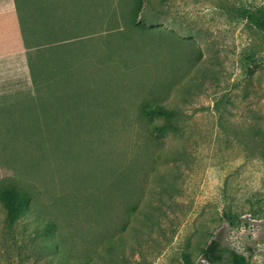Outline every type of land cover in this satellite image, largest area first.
<instances>
[{"label": "rangeland", "instance_id": "1", "mask_svg": "<svg viewBox=\"0 0 264 264\" xmlns=\"http://www.w3.org/2000/svg\"><path fill=\"white\" fill-rule=\"evenodd\" d=\"M17 2L27 79L0 88V188L32 201L13 229L0 201V264H208L213 240L264 264V34L233 13L264 0H143L139 27L136 0ZM156 103L178 132L154 133Z\"/></svg>", "mask_w": 264, "mask_h": 264}, {"label": "trees", "instance_id": "2", "mask_svg": "<svg viewBox=\"0 0 264 264\" xmlns=\"http://www.w3.org/2000/svg\"><path fill=\"white\" fill-rule=\"evenodd\" d=\"M143 0H136L135 7L131 13V23L135 27H139L137 23L138 16L142 12ZM235 16L246 21L249 25L264 34V12L254 11L248 8H239L233 11ZM30 62V61H29ZM142 113L145 117H151V129L159 135H167L178 132L179 128L176 124L177 112L174 108L168 107L163 103L144 104ZM155 119H160L162 123H157ZM168 185H161L165 190ZM164 192V191H163ZM0 201L5 213V225L8 229H13L27 214L32 201V196L28 191L21 190L15 186H2L0 188ZM151 212L146 216H151ZM37 228L35 229L36 237L43 242L42 252L50 254L56 252L62 260H66V254L62 251L59 241L55 238L57 224L50 219H37ZM40 226V227H39ZM107 250L105 253L110 256L115 251L113 241L108 240ZM100 254V253H98ZM203 258L208 264H250L249 260L237 253L236 251L223 248L217 240L211 241L203 250ZM186 264H193L189 255H184Z\"/></svg>", "mask_w": 264, "mask_h": 264}, {"label": "crops", "instance_id": "3", "mask_svg": "<svg viewBox=\"0 0 264 264\" xmlns=\"http://www.w3.org/2000/svg\"><path fill=\"white\" fill-rule=\"evenodd\" d=\"M24 66L28 67V48L18 2L0 0V88L11 84L13 78L21 79ZM5 69L10 71L8 75L4 73ZM7 76L10 78L8 81L5 79ZM23 78L27 79L25 75Z\"/></svg>", "mask_w": 264, "mask_h": 264}]
</instances>
